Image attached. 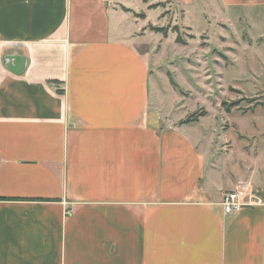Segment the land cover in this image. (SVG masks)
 I'll return each instance as SVG.
<instances>
[{"label":"crops","instance_id":"1","mask_svg":"<svg viewBox=\"0 0 264 264\" xmlns=\"http://www.w3.org/2000/svg\"><path fill=\"white\" fill-rule=\"evenodd\" d=\"M151 2L0 0V264H264V203L221 205L264 196V115L207 150L196 121L161 128L136 44L155 41Z\"/></svg>","mask_w":264,"mask_h":264},{"label":"rangeland","instance_id":"2","mask_svg":"<svg viewBox=\"0 0 264 264\" xmlns=\"http://www.w3.org/2000/svg\"><path fill=\"white\" fill-rule=\"evenodd\" d=\"M151 1L161 8L150 14L153 22L144 29L156 34L155 41L136 43L149 55V111L161 128L179 124L193 112L204 113L196 121L194 138L204 150L221 136L235 138L233 119L248 122L244 116L264 115V10L250 21L227 23L211 18L212 13L217 17L215 0H197V8L189 6L186 14L168 0Z\"/></svg>","mask_w":264,"mask_h":264},{"label":"built area","instance_id":"3","mask_svg":"<svg viewBox=\"0 0 264 264\" xmlns=\"http://www.w3.org/2000/svg\"><path fill=\"white\" fill-rule=\"evenodd\" d=\"M262 203H264V196L260 197L245 189L226 191L221 198V205L225 213L237 212L244 206Z\"/></svg>","mask_w":264,"mask_h":264},{"label":"trees","instance_id":"4","mask_svg":"<svg viewBox=\"0 0 264 264\" xmlns=\"http://www.w3.org/2000/svg\"><path fill=\"white\" fill-rule=\"evenodd\" d=\"M144 1H147V0H144ZM150 6L153 7L154 5H150ZM155 6H156V5H155ZM126 10H127V9H126ZM158 31H164V29L160 28V29H158ZM173 31L177 32L176 27L174 28ZM176 41H177V42H182L181 39H180V36H179V35L176 36ZM172 84H173L174 86H176L175 83H174L173 81H172ZM234 105H236V103H233V104H232V106H234ZM227 110L229 111V107H227ZM202 115H204V113L193 112V113L187 115L186 118L183 119V120L181 121V123L195 122V121L198 120V117H199V116H202Z\"/></svg>","mask_w":264,"mask_h":264}]
</instances>
